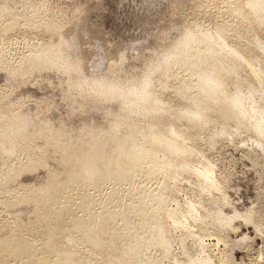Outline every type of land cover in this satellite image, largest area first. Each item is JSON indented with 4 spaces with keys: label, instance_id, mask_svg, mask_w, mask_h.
Segmentation results:
<instances>
[{
    "label": "bare ground",
    "instance_id": "obj_1",
    "mask_svg": "<svg viewBox=\"0 0 264 264\" xmlns=\"http://www.w3.org/2000/svg\"><path fill=\"white\" fill-rule=\"evenodd\" d=\"M14 1L0 0V31L7 25L21 24L58 34L57 43L64 40L61 30L64 31L66 23L50 16L53 10L47 0L39 7L23 0L21 6L18 5L20 9ZM211 3L217 6V0ZM223 4L226 18L206 27L192 48L193 59L204 63L211 60L224 74V79L207 75L201 80L199 87L210 101L206 111L212 124L230 122L237 115L249 121L260 115L258 123H264V112L260 111L264 106V101L261 102L264 95V0H223ZM192 21L197 20L189 22ZM72 37L77 40L75 35L69 38ZM22 41L20 48L24 53L18 52L20 57L13 62L14 53L13 60L6 57L12 52L13 42L0 38V67L22 78L38 69H51L47 53L55 44L32 39ZM76 55L82 64L83 59ZM245 70H248L247 75L241 77ZM94 76L121 77L115 67L91 77ZM182 79L180 72L173 77L174 81ZM172 87H176L175 83ZM255 91L259 92L258 97ZM167 99L176 103L174 95ZM191 103L196 110L185 109L186 118L204 119L195 97ZM20 111L24 110L11 106L7 115L13 117ZM164 122L174 125L154 138L139 163L119 164L117 142L111 141L113 150L110 155H99L101 173L92 183L80 179L75 164V168L68 167L61 175L50 172L43 184L19 181L13 189L4 188L8 194L6 199L0 200L4 206L21 205L33 197L40 204L41 212L26 224L17 217L11 220L12 238L0 251V264H159L165 259L166 264H232V250L228 253L223 248V252L216 255L210 248L213 243L205 242V237H216L214 246L220 241L226 245L232 240L217 232L234 228L235 217L243 219L244 223H253V228L260 231L258 213L227 207L228 193L222 177L214 169L215 161L209 159L199 145L204 140L200 129L167 117ZM11 126V119H0V142L12 140ZM237 130H240L239 124L233 131ZM65 134L70 133L53 131L45 122L37 132L43 138L41 146H33L30 135L21 137L17 157L10 162L0 160V182L14 179L24 171H34L39 165L49 168L41 150L62 144L67 148L70 142L62 140ZM25 139L28 142L24 143ZM182 180L192 186L183 187L187 183H181ZM182 190H186V196L179 202L177 192L185 193ZM223 205L232 210L225 211ZM217 208L222 209V217L211 220L210 214ZM247 236L243 233L240 241ZM24 242L26 244L21 245ZM175 243L178 251L173 250Z\"/></svg>",
    "mask_w": 264,
    "mask_h": 264
},
{
    "label": "rangeland",
    "instance_id": "obj_2",
    "mask_svg": "<svg viewBox=\"0 0 264 264\" xmlns=\"http://www.w3.org/2000/svg\"><path fill=\"white\" fill-rule=\"evenodd\" d=\"M22 1L16 0L13 4L15 6L17 5L16 8L20 9L19 6H21ZM29 1L35 7H39L45 0ZM47 1L49 3L48 7L51 11L53 10L50 16L61 18L66 23L64 31L61 28L62 35L66 38L72 35L76 36L79 47L73 54H78L76 56L83 59L82 64L89 77L111 70L113 67L116 68V72L121 77L127 78L132 76L142 68L144 61L152 53V49L164 44V33L172 26L181 25L192 19H196L211 27V24L213 25L217 20L222 21L224 17L226 18L224 15L225 9L223 7L225 8V5L223 4V0H217V6H214L211 0ZM219 1L222 3L220 4ZM47 33V31L44 32L42 27L32 29L21 24L5 26L0 31V38L11 39L14 44L11 49L12 52H10L11 54H9L10 56H6L7 59L13 60L14 58L12 56L14 54L15 59L13 62L19 59L20 55L24 53L22 51L23 48H20V45L23 44L22 40L24 39L38 40L52 45L56 44L59 35L56 33ZM16 41L19 43H14ZM142 41L145 43H141ZM96 45L102 47L104 51L98 53L95 49ZM18 52L20 55L17 54ZM124 53H126L129 61L125 69ZM97 55L103 56L104 67L102 72L93 73L91 70ZM247 72L248 70L242 71L241 77L247 75ZM262 82L264 84V76L262 77ZM66 83V81H61L52 69H38L29 74L28 77L25 76L22 78L20 74L7 73L3 67H0V114L10 113L11 106L21 108L33 114L36 122L31 131L25 136H32L33 146L42 145L43 138L38 136L37 132L45 122L53 131L59 130L64 133H70L62 137V140L70 142V146H67V148H65V144H62L51 145L44 151L41 150L43 160L49 168L39 165L34 171H24V173H21L14 179H8L7 182H0L1 201L8 197L4 188L8 187L9 189H13L19 181L23 183L33 182L34 184H43L47 180L50 172L61 175L66 168H75L78 157L86 150V139L83 135L85 130L92 126H104L105 117L102 106L95 104L93 101H77L74 108H68L61 93V88L66 86ZM258 93L255 91L254 94L256 97L260 95ZM261 98L262 101L260 99L259 101L263 102L264 95ZM73 132H77L78 134L73 136ZM234 133L239 137L235 142H222L215 148H210L203 140L199 145L203 146V150L205 149L206 156L215 161L216 167L214 166V169L222 177L225 184V192L228 193H226L228 195L226 199L230 202L228 205L226 204L227 207L230 205V208L237 207L235 209L240 212H247L246 210L249 209L253 210L255 214L258 213L259 215L257 214L256 218L259 217L258 219L261 220V230L254 229L253 223H244L243 219L235 217L233 221L236 222H233V224H235V227L237 226L236 228H225L221 230L222 233L220 230V232H217L234 241L232 242L228 239V243L233 244L232 246L230 244L227 245L228 243L225 245L222 241L214 246V242L217 243V240L213 236L205 237V242L213 243L210 248L215 254L217 253L216 255L220 251L223 252V248L226 252H231L232 250L233 253H231L234 256L232 264H264V168L263 166L261 167V164L264 165V149L248 146L253 136L250 133H241L240 130ZM27 140H23L24 143L28 142ZM112 150L113 144L110 141L106 146H102L98 150L96 156L99 157L102 154L104 156L106 154L110 155ZM246 155L249 156L246 157ZM123 162L120 159L119 164ZM180 182L183 184L187 183L185 180ZM189 185L187 183L183 187L190 188L192 185ZM184 192H182L183 194L180 191L177 192L181 195L180 197L176 193L179 202L185 199L186 190ZM1 201L0 251H2L7 240L12 238L14 227L11 223L14 217H17L18 220L26 224L30 218H34L41 212L40 204L33 197H30L29 200H26L21 205L15 206L6 207ZM227 207L223 209L225 211L232 210L230 208L227 209ZM243 233L248 235L243 240L245 243L242 240V242L240 241V238L243 239ZM234 238H238V240ZM24 244L26 242L21 245ZM178 248V244L176 245L175 243L173 250L178 251ZM228 248L230 249L228 250ZM166 263L167 259L159 264Z\"/></svg>",
    "mask_w": 264,
    "mask_h": 264
},
{
    "label": "clouds",
    "instance_id": "obj_3",
    "mask_svg": "<svg viewBox=\"0 0 264 264\" xmlns=\"http://www.w3.org/2000/svg\"><path fill=\"white\" fill-rule=\"evenodd\" d=\"M206 27L210 26L199 21L172 26L164 33V46L154 50L144 61L142 68L127 78H90L84 66L73 55L79 47L74 37H65L48 51L52 71L61 81L67 82L66 86L61 88V93L68 108H74L77 101L90 100L102 106L104 112V126H92L83 133L86 150L76 161L81 180L92 183L100 175L102 162L96 153L110 141L117 142L115 147L121 160L132 164L141 162L154 138L167 127L174 125L165 124L166 117L184 121L185 124L200 129L210 148H215L222 142H235L239 137L233 129L239 124L241 133L254 134L248 146L264 149V123H258L260 115L252 121L242 120L237 115L230 122H210V114L206 111L210 101L199 85L207 75L224 79V74L211 60L204 63L193 59L195 54L192 48ZM95 49L98 53L104 51L99 45H96ZM128 62L124 53V69ZM103 67V56L97 55L91 71L102 72ZM177 72L182 74L183 79L174 81L173 77ZM173 83L175 88L172 87ZM225 83L227 84V81ZM169 95L176 97V103L169 102ZM193 97L196 98L199 111L204 117L200 121L189 120L184 115L185 109L196 110L191 103ZM260 111L264 112V106ZM0 119L12 121L9 129L12 140L0 142V160L10 162L18 155L19 139L31 131L36 121L34 115L27 111H20L13 117L0 114ZM77 134L73 132V136ZM221 217L220 208L210 214L211 220Z\"/></svg>",
    "mask_w": 264,
    "mask_h": 264
}]
</instances>
